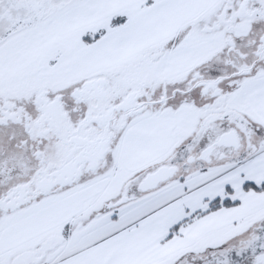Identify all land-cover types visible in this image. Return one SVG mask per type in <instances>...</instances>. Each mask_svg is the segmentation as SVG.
<instances>
[{"label": "snow or ice", "instance_id": "snow-or-ice-1", "mask_svg": "<svg viewBox=\"0 0 264 264\" xmlns=\"http://www.w3.org/2000/svg\"><path fill=\"white\" fill-rule=\"evenodd\" d=\"M0 264H264V0H0Z\"/></svg>", "mask_w": 264, "mask_h": 264}]
</instances>
